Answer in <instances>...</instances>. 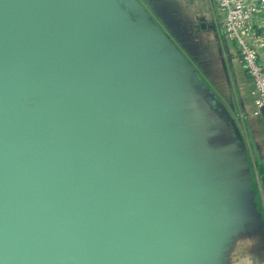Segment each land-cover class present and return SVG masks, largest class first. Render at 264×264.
<instances>
[{
	"label": "water",
	"instance_id": "1",
	"mask_svg": "<svg viewBox=\"0 0 264 264\" xmlns=\"http://www.w3.org/2000/svg\"><path fill=\"white\" fill-rule=\"evenodd\" d=\"M4 1L0 36L7 30L18 40L9 53L0 49V80L13 74L19 96L0 108L24 128L0 122V264H174L172 251L189 249L174 247L178 218L191 226L190 240L209 217L205 203L177 205L165 216L167 194L160 204L156 192L144 196V170L174 177L173 165L162 171L172 147L151 113L156 71L128 31H117L123 23L137 29L157 62L174 71L189 72L190 64L138 0H43L39 8V0L25 8ZM56 63L73 79L51 72ZM184 210L192 215L184 218ZM161 248L170 249L162 260Z\"/></svg>",
	"mask_w": 264,
	"mask_h": 264
},
{
	"label": "crops",
	"instance_id": "2",
	"mask_svg": "<svg viewBox=\"0 0 264 264\" xmlns=\"http://www.w3.org/2000/svg\"><path fill=\"white\" fill-rule=\"evenodd\" d=\"M138 1L148 11L149 0ZM165 4L168 22L157 23L192 68L178 72L158 62L149 77L158 88L151 113L167 150L172 147L166 158L174 162V176L179 172L196 186L190 197L204 199L208 217H215L211 228L224 225L219 250L210 249L209 258L264 264V116L253 115L251 82L230 45L220 42L210 4L196 3L185 13Z\"/></svg>",
	"mask_w": 264,
	"mask_h": 264
},
{
	"label": "rangeland",
	"instance_id": "3",
	"mask_svg": "<svg viewBox=\"0 0 264 264\" xmlns=\"http://www.w3.org/2000/svg\"><path fill=\"white\" fill-rule=\"evenodd\" d=\"M22 1H23L22 6H23V8H25L26 3L29 0H22ZM47 1L48 0H46V2ZM7 2L8 1H4V0H1V2H0V17H1V15H4L3 14L4 11L9 8V6H5ZM41 4H44L43 0H39L37 7L39 8ZM182 4H184V5H181V4H178V5H179V7L183 6V8L181 10H182V13H185L188 10L189 4L188 5L186 3H182ZM150 5H152V6H150ZM144 6H146L148 11L153 15L154 19L157 22L160 19L168 22L167 21L168 16H166L167 12L162 6L155 5V2L152 3L151 0L149 1V3L147 5H144ZM165 7L168 8V6L166 4H165ZM200 7L204 8L203 5H201ZM32 8H33V6H32ZM101 8H103L102 11L105 13L107 20H108V16L106 14V11L104 10V9L108 10V8L106 6L103 7L102 5L100 6V9ZM177 10H179V8H177ZM94 11H96V10L92 11L93 14H94ZM164 14H166V15H164ZM14 16L15 15L6 19L5 22H7L9 25H12L13 21L15 20ZM20 17L23 18V16H21V15H20ZM35 20L33 18H31L29 23L32 24L33 26H35V23H36ZM36 21H37V23H39L38 20H36ZM169 23H168V25H170ZM105 25H108V23H105ZM95 26H97V25H95ZM39 29L42 30L43 28L40 27ZM122 31L123 32L128 31L125 33L129 37L128 40L130 39L131 42H137L140 46V48H139L140 51L142 48L143 54H140V55L143 58L142 59L143 63H147L148 68L150 70L156 71L157 68H159L158 62L155 59L154 55H152L149 52V47L146 48L144 46V44H142L141 33L137 29L135 30V28L132 29L130 26L126 25L125 23L122 24V28L118 29L117 32H122ZM41 32H43V31H41ZM40 33L35 34L34 37L40 36L41 35ZM53 39H54V35H53ZM17 40H18V36H15V35L7 32V30H3L2 35L0 36V43H4V45L0 44V49L3 51H6L8 53L11 52L10 46L12 44L16 43ZM143 48H144V50H143ZM19 57H20V55H19ZM17 58H18V56H17ZM21 60H22V58H21ZM67 63H68V61L65 62L63 66H61V65L60 66L61 67H69L67 65ZM52 64H55V63H52ZM134 64L139 66V64H137V62H135ZM56 65H57V63H56ZM60 66H58V65L54 66L53 70H51L52 68H49V70L47 72H49L51 70V72H56V73L60 72L61 73V71H60L61 67ZM11 68H12V65H10L9 69H11ZM150 72H152V71H150ZM61 74H64V77L66 79H73L71 77V75H69V73H67V72L66 73L62 72ZM154 74H155V72H154ZM13 76L14 75L12 74V77L10 76V80H8V81H7V79H4V78H3V81L0 80V82H4V84L0 86V103L2 101H4L5 97H6V100L8 102H10L12 100H18L19 95L15 96V97L13 96V93L15 95V92L18 91V85L15 86L16 81H15V77H13ZM17 76H18V74H17ZM154 80L156 81V79H154ZM49 82L52 83L51 81H49ZM54 84H55V82H54ZM53 87H55V88H53ZM52 88H53V92L55 93L58 89L57 84L54 86H51V87L49 86L48 88H46L45 92H49V90L52 91ZM61 91H63V90H59V92H61ZM157 94H158V88H157V86H154L153 91H152V95L155 98ZM11 95L13 96L12 99H10ZM50 95H51V97L48 99L52 100L54 98V96H53V94H50ZM155 102H156V99L154 100V103ZM72 106H76V105L72 104ZM148 107L150 108L149 105H148ZM1 109L2 108H0V122L2 123L1 128L7 127V126H13V125H16L14 127L24 128V125L21 124L20 120L18 123L16 122L17 124L12 123V122H15V119L9 120L10 112H7L6 108L3 109L2 113H1ZM27 116L31 118L32 115L27 113L25 115V119L27 118ZM29 122L32 123L31 120ZM20 130H23V129H20ZM72 142H74V141H72ZM163 158H164V156H163ZM164 161H163L164 165L162 166V171L167 170V168H172L173 162H169V161L165 160V158H164ZM178 173L179 172H177L176 173L177 175L174 176L175 179H174V177L167 176L164 173L162 174L161 177H157V179H155L154 174H152L151 172L146 171V170L143 171L144 180L146 183H148V185L144 189V193H145L144 196L150 197V196L157 193V195H159V198H155V202H158V204H160V201L163 199V195L167 194L169 196L168 200L165 199L163 201V207L161 205V211L163 210L165 212V214H164L165 216L169 215V212H167V211H169L170 208L177 207V205L185 204L182 207L185 209V208H189L188 202H190V209H192V208H196L197 203H205L204 200H201L198 202L195 197H190V194L192 195V193H190L189 189H192L196 186L193 185V182L190 178L182 177V175L178 176ZM147 178H148V180H147ZM41 180H43V179H41ZM194 196H195V194H194ZM180 211H181V209H180ZM187 215H192V211L191 210H188V211L184 210L182 213V216H184V218H187ZM209 215H211V214H209ZM170 216H173V215L171 214ZM211 216H212L211 219L213 218L215 220V217H213V215H211ZM178 219L180 220L179 222H177L178 226L174 225V228L177 229L176 235L174 238V242L177 239H179L178 241L180 242V244L175 245L174 247L181 246V244H185L186 246H189V249L181 250V251H179L177 249L176 251H172L173 254L176 256L175 257L176 260H175L174 264H200V263L203 264L204 262H206V263L208 262V264H224V256L223 255L220 257L216 256L215 261H213L211 258H209L210 249L217 248L219 250L218 244L221 245L220 241H222V239L224 238V225L214 224V227L211 228V226H213V225H212L211 219L209 218V220L207 222H205V223H208L207 226L204 227L203 225H201L202 226L201 231L196 232V229H199V226H197L196 228L194 226V228H195L194 234L191 236V238L189 240V239L184 238V237H187V235L189 234L191 226L186 227L184 224L182 225L181 224L182 223V217L178 218ZM185 221H187V220H185ZM196 223H197V221H196ZM206 228H210V229L207 231ZM205 243H206V245H205ZM204 245H205V247H204ZM169 251H170L169 248H161L158 251L159 252L158 253L159 259L162 260L164 258V256L167 254V252H169Z\"/></svg>",
	"mask_w": 264,
	"mask_h": 264
},
{
	"label": "built area",
	"instance_id": "4",
	"mask_svg": "<svg viewBox=\"0 0 264 264\" xmlns=\"http://www.w3.org/2000/svg\"><path fill=\"white\" fill-rule=\"evenodd\" d=\"M169 9L186 3L193 9L199 2L212 8L220 42L228 43L236 61L251 82L253 115L264 107V0H162ZM191 8V10H192Z\"/></svg>",
	"mask_w": 264,
	"mask_h": 264
}]
</instances>
